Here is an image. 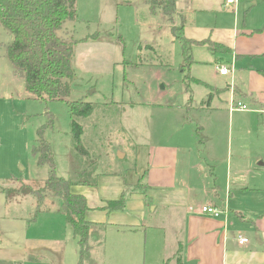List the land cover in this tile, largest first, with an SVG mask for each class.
<instances>
[{"label": "crops", "instance_id": "crops-1", "mask_svg": "<svg viewBox=\"0 0 264 264\" xmlns=\"http://www.w3.org/2000/svg\"><path fill=\"white\" fill-rule=\"evenodd\" d=\"M179 1L185 0L176 1L182 21ZM256 16L253 25L235 24L225 45L214 43L224 53L207 50L204 61L192 63L190 81L202 89L194 99L191 93L182 103L151 104L150 141L136 146L134 172L123 181L93 173L100 175L98 186L73 188L86 199L85 219L96 226L83 264H175L178 256L179 264H264V174L250 176L255 166L264 167V9ZM219 63L228 75L216 72ZM237 102L246 110L237 109ZM137 184L123 210L106 209ZM5 190L0 188V264H71L79 257L58 203L49 199L54 205L43 213L47 237L41 241L30 229L36 217L25 219L17 207H7ZM199 197L205 202L197 204ZM143 198L154 204L152 226L146 225ZM203 206L220 216L202 214ZM239 237L247 243L239 245Z\"/></svg>", "mask_w": 264, "mask_h": 264}, {"label": "rangeland", "instance_id": "rangeland-1", "mask_svg": "<svg viewBox=\"0 0 264 264\" xmlns=\"http://www.w3.org/2000/svg\"><path fill=\"white\" fill-rule=\"evenodd\" d=\"M149 1L77 0L76 20L64 24L70 32L68 39L74 42L73 77L68 81L67 101L82 100L93 107L89 117L77 119L82 136L76 147L72 142L66 102L28 99L23 80L14 75L5 57L4 45L11 42V37L0 28V177L4 178L0 188L21 187L9 180L11 176L21 178L22 184L30 185L33 190L42 187L49 169L46 165H37L31 150L37 130L47 123L51 124L45 128L43 137L51 148L56 177L94 183V187L98 186L100 175L93 173L123 181L128 172H134L135 160L139 157L136 146L149 145L151 108L168 102L182 103L184 96L188 99L192 93L194 99V95L202 91L192 81L187 88L183 81L185 75L180 73L183 59L171 27H178L181 19L175 14L172 22L168 21L160 6L152 12ZM225 2L185 0L177 4V8L183 9V35L194 43L193 64L206 59L207 42L230 41L235 24L237 28L243 23L255 24L256 14L264 9V0H236L232 8H227ZM198 10L205 12L197 14ZM193 118L198 119V116ZM197 140H203L201 131ZM141 154L146 156L147 151ZM218 169L220 167L213 166V171ZM251 171L252 177L262 176L264 167L255 166ZM136 188L123 189L124 205L132 194H137ZM48 197L39 208L37 198L32 195L11 192L6 196L7 207H17V213L25 219L36 217L30 229L34 231L33 237L41 241L47 237L42 232L43 213L54 205ZM92 201L96 203L94 197ZM143 201L146 225L152 226L153 201L148 198ZM202 201L205 202L202 197L196 199L197 204ZM135 213L136 209L132 217ZM62 216L65 225L63 213ZM65 230H70L72 235L71 228ZM71 264H79V257L75 256Z\"/></svg>", "mask_w": 264, "mask_h": 264}, {"label": "trees", "instance_id": "trees-1", "mask_svg": "<svg viewBox=\"0 0 264 264\" xmlns=\"http://www.w3.org/2000/svg\"><path fill=\"white\" fill-rule=\"evenodd\" d=\"M177 0H150L152 12L160 6L168 21L176 14ZM77 0H0V28L11 37V42L4 45L5 57L10 62L14 75L24 83V90L29 100L40 102H66L72 133L73 146H79L82 127L77 122L79 118L89 117L93 111L90 103L82 100L69 102V80L73 77L72 39L64 24L76 20ZM184 25L171 27V34L180 44L183 64L179 67L184 74V84L188 88L189 70L193 63V42L183 35ZM206 43V41L204 42ZM212 53L222 52L223 46L207 42ZM189 91V89H188ZM51 124V123H50ZM37 130V139L31 153L37 165H46L49 169L48 178L38 190L30 185L22 184L23 180L14 179L21 184L11 190H5L6 196L11 192L16 195H32L37 198L38 207L46 196L59 202L60 211L66 223L71 227L73 238L79 246V264H83L88 255V239L95 233L96 226L85 219L88 209L83 195L73 192L76 186L94 187L95 184L85 181L70 182L55 176L53 155L49 143L44 139V130L50 125ZM202 140H200L201 142ZM85 172H83V175ZM138 187V186H135ZM124 200L108 202V211H121ZM179 256L175 264H179ZM166 264V263H165Z\"/></svg>", "mask_w": 264, "mask_h": 264}, {"label": "built area", "instance_id": "built-area-1", "mask_svg": "<svg viewBox=\"0 0 264 264\" xmlns=\"http://www.w3.org/2000/svg\"><path fill=\"white\" fill-rule=\"evenodd\" d=\"M235 2L236 0H226L227 5L234 4ZM215 70L220 76H226L230 73V70L228 69L227 65L221 64V63L216 64ZM236 108L240 110H246V107L240 104L239 102L236 103ZM200 212L204 215L212 216L214 218H217L220 216V212L216 208L210 207V206H203ZM238 243L239 245L245 244L247 243V239L243 237H239Z\"/></svg>", "mask_w": 264, "mask_h": 264}, {"label": "water", "instance_id": "water-1", "mask_svg": "<svg viewBox=\"0 0 264 264\" xmlns=\"http://www.w3.org/2000/svg\"><path fill=\"white\" fill-rule=\"evenodd\" d=\"M123 156L121 155V158H122Z\"/></svg>", "mask_w": 264, "mask_h": 264}]
</instances>
